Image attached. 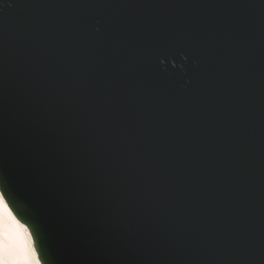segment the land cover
<instances>
[{
	"label": "water",
	"instance_id": "1",
	"mask_svg": "<svg viewBox=\"0 0 264 264\" xmlns=\"http://www.w3.org/2000/svg\"><path fill=\"white\" fill-rule=\"evenodd\" d=\"M0 193L42 264H264V0H0Z\"/></svg>",
	"mask_w": 264,
	"mask_h": 264
},
{
	"label": "bare ground",
	"instance_id": "2",
	"mask_svg": "<svg viewBox=\"0 0 264 264\" xmlns=\"http://www.w3.org/2000/svg\"><path fill=\"white\" fill-rule=\"evenodd\" d=\"M0 242L3 249L0 251L2 264H9L10 261L22 258L24 264H42L36 249L34 239L27 227L21 228L12 209L0 193ZM10 209V210H9Z\"/></svg>",
	"mask_w": 264,
	"mask_h": 264
},
{
	"label": "clouds",
	"instance_id": "3",
	"mask_svg": "<svg viewBox=\"0 0 264 264\" xmlns=\"http://www.w3.org/2000/svg\"><path fill=\"white\" fill-rule=\"evenodd\" d=\"M3 201L0 200V203H2ZM10 210V209H9ZM17 223L19 224V226L23 229L25 228L26 226L23 225L22 223H20L19 221H17ZM9 264H24V260L22 258H18V259H15V260H12L9 262ZM37 264H39V262H37Z\"/></svg>",
	"mask_w": 264,
	"mask_h": 264
},
{
	"label": "snow or ice",
	"instance_id": "4",
	"mask_svg": "<svg viewBox=\"0 0 264 264\" xmlns=\"http://www.w3.org/2000/svg\"><path fill=\"white\" fill-rule=\"evenodd\" d=\"M2 249H3V244L2 242H0V251H2ZM0 264H2V259H0Z\"/></svg>",
	"mask_w": 264,
	"mask_h": 264
}]
</instances>
